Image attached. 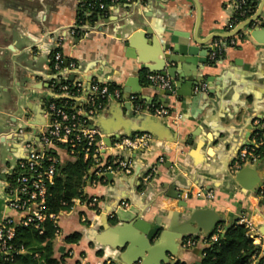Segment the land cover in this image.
I'll list each match as a JSON object with an SVG mask.
<instances>
[{
  "label": "crops",
  "instance_id": "crops-1",
  "mask_svg": "<svg viewBox=\"0 0 264 264\" xmlns=\"http://www.w3.org/2000/svg\"><path fill=\"white\" fill-rule=\"evenodd\" d=\"M78 3L79 0H0V221L14 216L6 206L10 198L7 184L23 154V142L32 140L40 148L38 134L47 123L44 109L54 75L50 56L56 37L61 36V53L76 64L72 73L76 81L88 84L93 74L121 90L129 80L130 89L137 88L138 82L139 94L123 96H136L144 107H168L171 115L162 120L153 117L165 127L166 135L158 138L150 134V146L134 151L113 147L114 139L143 116L134 115L129 103L110 100L89 120L91 126L103 132L104 139L111 137L112 146L107 147L106 156L128 162L131 173L119 171L110 173V178L86 182V198H96L97 202L93 206L86 204V208L75 206L60 216L54 257L62 259L61 264H105L107 260L136 264L140 256L147 264H197L209 236L199 233L175 237L177 229L187 224V217L196 209H208L226 218L227 214L247 218L264 249V160L238 170L232 168L240 151L253 144L255 124L264 121V43L256 42L247 34V28L231 38L213 39L208 45L215 50L207 55L206 65L177 62L183 81L172 95H164L148 82L149 75L163 74L141 67L155 68L153 62L163 60L162 42L169 32L191 39L193 3L125 0L96 13L81 29ZM198 3L200 39L232 31L244 21L232 23L231 0ZM263 16L264 8L260 17ZM75 28L80 31L69 37ZM170 67L175 65L165 68ZM172 80L179 83L177 76ZM193 81L198 84L190 92ZM207 89L213 92L206 101L194 104V98ZM20 128L21 136L17 133ZM53 152L60 160L69 158L61 149ZM177 193L179 199L175 198ZM121 202H126L127 209L132 208L137 217L163 225V235L148 242L131 226L133 220L121 224L119 221L126 215H115ZM232 223L215 227L225 230ZM74 233H80L79 241L65 243L64 238ZM186 238L196 239L197 246L183 249L181 240Z\"/></svg>",
  "mask_w": 264,
  "mask_h": 264
},
{
  "label": "built area",
  "instance_id": "built-area-1",
  "mask_svg": "<svg viewBox=\"0 0 264 264\" xmlns=\"http://www.w3.org/2000/svg\"><path fill=\"white\" fill-rule=\"evenodd\" d=\"M246 0H231L234 8L232 19L233 24H237L247 19L245 11L240 10L245 5ZM111 6L119 4V0H110ZM79 11L84 16L91 15L94 11L98 13L105 12L107 6L99 0H79ZM239 15L242 20L235 16ZM264 24V16L260 17L256 24ZM80 29L84 23L78 21ZM79 29H72L69 37H74ZM64 39L61 36L56 37L54 49H61ZM215 56V52L213 53ZM60 51L52 55V72L50 93L55 98L65 99L62 105H56L53 102L45 105L44 116L47 123L42 127L38 134V144L32 140H26L22 144L23 154L16 162L11 172L7 184L8 194L10 196L6 206L14 214L12 217H5L0 221V260L12 261L17 254H23L26 250L20 246L15 247L12 241L15 237L16 227H29L41 231V225L49 221L56 227L55 236H60L58 221L60 216L70 212L75 206L85 207L86 204L93 206L96 198H86V182H96L104 178L106 173L123 172L130 174L131 169L128 162L122 159H113L111 164L107 162L105 151L107 149L103 139V132L96 126H91L88 121L99 113L104 104L110 100L119 103L127 102L132 106L134 115L151 116L158 119L170 117L171 110L168 107L151 106L144 107L134 95L124 97L120 88H111L109 84L91 81L89 85L81 81H72L74 86L71 88L67 83L68 76L76 71V64L67 59ZM58 84L54 90L55 84ZM148 82L161 91H170L174 81L165 75H149ZM125 98V99H124ZM80 99L83 102L79 103ZM69 107V108H68ZM261 136L259 137V133ZM18 135L23 134V129H18ZM152 135L146 132H135L131 135H120L113 142L114 149L118 151H134L146 149L152 142ZM64 147L68 157H74L75 152L80 153L84 161L91 158L93 166L89 169L87 175L84 174L82 180L85 183L83 194L80 198L72 199V207L69 211H60L57 214L47 212L45 200L49 187L54 184L55 172L58 165V157L50 154V150H58ZM264 160V121L255 124V133L253 144L244 148L238 154L233 169L238 170L247 164L257 163ZM149 178L145 177L144 180ZM264 197V185L261 190ZM120 207L127 208L126 202H121ZM84 221V219H82ZM237 224L244 226L246 234L252 241V244L258 247V252L252 256L249 264H264V249L260 248V239L253 234V226L250 220L241 216ZM222 227L217 226L209 235L207 240L215 242L222 233ZM198 241L194 238L181 240L183 249H192L196 247ZM79 264V263H77ZM105 264H114L107 260Z\"/></svg>",
  "mask_w": 264,
  "mask_h": 264
},
{
  "label": "trees",
  "instance_id": "trees-1",
  "mask_svg": "<svg viewBox=\"0 0 264 264\" xmlns=\"http://www.w3.org/2000/svg\"><path fill=\"white\" fill-rule=\"evenodd\" d=\"M99 1L104 3L107 8L111 6L110 0ZM124 1L125 0H119V3H123ZM258 3L259 0H246L245 5L241 6L240 10L245 11L246 17L251 16L254 14ZM96 13H98V11H94L89 17H86L82 12H79L77 16L78 21L81 23L86 21L90 22ZM235 17L238 20H242L239 15ZM56 51L61 52V49H54L51 53L50 66H52L53 63L52 55ZM51 81L52 80L49 82V89ZM66 83L71 88L74 86L73 82L69 79H67ZM57 86L58 84L56 82L55 88L53 89L56 90ZM109 86L111 88H118L112 85ZM64 100L63 98H55L50 94L46 105L50 102L56 105H62ZM258 133L260 137L261 133ZM62 150H65L64 147H62ZM77 150H79L80 153L75 152L74 157H69L64 160H60L53 150L49 151L50 154L58 157L54 184L49 187L45 200V206L49 213L57 214L60 211H69L72 207V199L82 197L83 187L85 186L82 178L85 173L87 175L89 169L93 166V162L91 158L84 161L81 156L80 148ZM113 161L112 158L107 157L108 164H111ZM55 232L56 227L49 221L41 225V231L32 226H17L12 244L15 247L22 246L26 252L15 255L12 261L4 262L0 260V264H61L62 259L57 260L54 257ZM80 237V233H74L65 237L64 242L67 244H76ZM258 249V247L252 244L251 239L246 234L244 226L233 223L222 231L217 241L212 242L207 240L202 250L200 261L197 264H249L252 256L258 252ZM169 264L184 263L176 261Z\"/></svg>",
  "mask_w": 264,
  "mask_h": 264
},
{
  "label": "water",
  "instance_id": "water-1",
  "mask_svg": "<svg viewBox=\"0 0 264 264\" xmlns=\"http://www.w3.org/2000/svg\"><path fill=\"white\" fill-rule=\"evenodd\" d=\"M195 8V23H194V29L192 33V37L189 40L188 36L184 35V38H180V34L177 32H169L168 36L163 39L162 42V58L163 60L158 62H153L157 65L155 68H150L147 66H142L141 69H147L149 71H155V72H161L163 75H169L172 79L175 80V76L178 77L179 83L175 82L173 83L172 89L170 91H162L161 93L164 95H172L175 89L180 88V83L183 81L182 75L177 70V62L178 61H186L188 63H191L193 65L202 64L206 65V57L207 55L212 51L215 50V47H210L208 44L215 38H231L243 31L245 28L248 29L247 34H249L256 42L258 43H264V24L260 23L258 26H254L257 22V20L260 18L262 10L264 8V0H260V3L258 4V7L253 15L239 23L232 31H228L223 34H212L209 37L200 39L198 37V31L200 26V6L198 3V0H190ZM129 42L127 45H129ZM168 52V53H166ZM166 53V54H165ZM189 57L188 59H182L183 57ZM67 59L64 61V65H66ZM175 65V67L165 68L166 65ZM68 79L70 81H74V75L70 74L68 76ZM92 80H95L98 83H104L108 84L107 80H102L96 75H91V78L89 79V82L87 85L90 84ZM132 80H129V83L124 85L122 92L124 94L129 93H140V87L137 82V88L134 87V89H130V83ZM197 82L193 81L191 83L190 92L193 87L197 86ZM207 92L200 93L194 98V104L198 102V100L206 101L208 98V95L211 94L213 91L211 89H207ZM203 103H200L202 105ZM135 125L132 127H128L127 131L123 133L122 135H130L135 132H146L149 134H153L158 136V138H161L166 135L167 130L165 127L161 125V123L157 120H155L151 116H141L138 119H135L133 121ZM120 136V135H119ZM115 138V137H114ZM118 138V136L114 139V141ZM106 147L112 146L111 137H107V139H103ZM112 175L110 173L105 174L106 178H110ZM180 193H177L175 198L179 199ZM170 197V195H169ZM183 206H186V203H183ZM150 213H154V211H150ZM115 215L118 218H122L125 216L124 220H121V224L128 223L129 221L133 220L131 222V226L139 231L140 233L144 234L147 241L151 242L153 241L158 235L162 236L163 233L160 232L163 228V225H160L158 222H150L145 221L141 219L140 217H137L136 213H134V210L132 208H123L119 207L115 211ZM127 217V218H126ZM238 219L237 216L233 214H227L226 216H219L214 211L208 210V209H196L191 211L190 215L187 217V224L177 229V232L175 233L176 238H181L183 236H197L200 234H205L209 236L213 230V228L217 224L227 223V222H235ZM158 221V220H156ZM232 223V224H233ZM230 225H227L226 228H228ZM225 228V229H226ZM159 242L157 243L158 246ZM160 245V244H159ZM202 253V252H201ZM140 263L136 264H147L146 260H144L143 256H140L139 259ZM156 264V263H151Z\"/></svg>",
  "mask_w": 264,
  "mask_h": 264
}]
</instances>
